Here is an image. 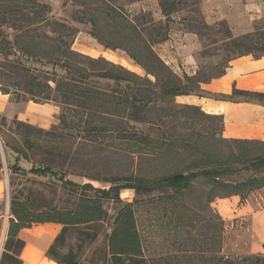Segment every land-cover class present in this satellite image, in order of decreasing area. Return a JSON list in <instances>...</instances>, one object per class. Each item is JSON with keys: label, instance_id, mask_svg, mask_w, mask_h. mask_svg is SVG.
I'll list each match as a JSON object with an SVG mask.
<instances>
[{"label": "trees", "instance_id": "trees-1", "mask_svg": "<svg viewBox=\"0 0 264 264\" xmlns=\"http://www.w3.org/2000/svg\"><path fill=\"white\" fill-rule=\"evenodd\" d=\"M75 1L81 9L75 20L90 24L91 35L106 49L125 51L143 68L145 76L103 57L92 58L73 50L79 29L54 18L48 2L0 0V93L9 96L11 103H54L60 109L57 123L48 130L16 122L27 129L22 154L31 168L22 167L17 156L9 170L12 175L51 178L54 183L49 192L54 197L58 190L67 195L65 205L55 203V199L48 201L43 192L32 187L12 196L0 264H23L26 243L20 233L45 224L62 227L47 251V257L57 264H83L86 250L101 238V246L87 260L89 264H193L147 258L135 206L139 198L156 193L162 200L180 203L197 181H204L210 188V204L234 196L244 202L264 189V143L227 140L223 137V117L176 101L177 97L195 95L264 105L263 93L235 89L226 96L201 89L202 84L225 75L234 59L264 55V18L255 22L252 33L235 37L225 21L208 25L201 1L196 0L193 5L198 18L186 19L189 24L181 23L180 30L199 37L202 57L218 43L233 56L216 74H208L199 66L194 75L180 76L154 47L167 41L172 28L170 17L178 12L177 2L181 0H159L164 22L146 14L132 20L115 5L117 0ZM103 22L110 24L111 36L116 39H108L100 31ZM183 118L209 120L213 126L206 134L197 133L195 141H185L181 139L186 125ZM210 139L228 148L229 155L212 158L206 154L201 142ZM36 150L43 156L41 160L30 157L29 152ZM125 161L131 163L135 173L115 174ZM159 162L166 164L164 169H157ZM66 167L89 182L79 184L68 179ZM244 172L247 177L240 179ZM93 181L109 187L98 188ZM125 190L135 193L133 203L122 202ZM108 201L119 204L113 218L105 209ZM208 256L210 259L205 260ZM207 257L202 253L199 264H264V255L231 259L217 251Z\"/></svg>", "mask_w": 264, "mask_h": 264}, {"label": "rangeland", "instance_id": "rangeland-1", "mask_svg": "<svg viewBox=\"0 0 264 264\" xmlns=\"http://www.w3.org/2000/svg\"><path fill=\"white\" fill-rule=\"evenodd\" d=\"M44 1L48 2L52 6L54 18L64 21L67 24L79 29V33L72 44L73 50L92 58L103 57L108 61L121 65L140 76H145L143 68L138 66L125 51L106 49L91 35L92 26L90 24L83 25L75 20L76 12L81 10L80 7L76 5L75 0ZM195 1L196 0H181V2H177L178 12L170 17L172 26L175 25L178 27L177 24L181 23L186 25L189 24V21L186 19L198 18V14L194 11L195 7L193 4H195ZM255 1L264 2V0ZM115 5L121 8L132 20H137V18L146 14L147 17L159 22L161 21L160 19L163 15L161 14L162 11L160 12V5L156 8V10H154L152 9V4L149 0H117ZM143 6H146L148 9L143 10ZM139 23L141 24V22ZM110 27L109 23L107 24L103 22V26L100 31L105 34L108 39H116L111 36ZM202 49L197 54L196 61L201 68H205L207 73L212 75L216 74L219 69L223 68L227 63V60L233 56L231 54H227L222 49L221 43L210 47L207 50L208 54L203 57L200 55ZM31 66L37 67V65L34 64ZM202 98L219 101L215 97ZM25 103L26 102H23L21 104ZM200 109L202 108L200 107ZM17 121L23 122L18 120L16 114L11 118L0 115V161L2 164V169L0 171V260L7 240V231L11 218V199L15 193L23 191L24 189L28 190L32 187L34 190L43 192L44 197L48 201L55 199V203H59L60 201V205H65L67 200V195L62 194L60 190H58L56 197L49 192L51 190L50 185L54 183L51 178H35L31 174L12 175L9 170V165L16 163L17 156H20V165L22 167L27 170L31 168V165L24 161V155L22 154V152L26 150L24 146L23 134L27 132V129L25 127L18 126L16 124ZM182 121L186 123L181 131V139L185 141H195L197 133L206 134L213 126L212 122L209 120L194 121L192 119H187L184 121L183 118ZM31 126L38 129L40 128L35 125ZM32 137L36 140L35 132H32ZM201 144L206 154L210 155L212 158L227 157L230 153L228 148L220 146L215 140H205L201 142ZM5 145L10 148L6 149ZM15 151H18L19 153H15ZM206 154L202 152V156ZM29 155L34 160H41L43 158L39 150L29 152ZM164 165L166 164L159 162L156 164V167L161 170L164 169ZM65 170L68 171V179L79 184L89 182V180L85 177L74 175L72 169L66 167ZM131 173H135V168L132 167L129 161L121 162L115 170V174L119 176L130 175ZM246 177L247 174L245 172L240 175V179H245ZM34 180H36V182H40V185H35V182H33ZM92 183L98 188L109 187V184L105 182L93 181ZM210 194L211 191L207 186V183L204 181H197L194 183L192 190L187 193L185 197L181 198L182 201H180V203H173L170 199L162 200L160 199L158 193L143 199L139 198L140 203L135 207L146 257L151 260L158 261H164L165 259L170 258L172 261H191L193 264H199L203 261L201 254L204 252L205 257H207L210 253L217 251H220L221 255L224 257L231 259H241L253 256L247 252L250 235L246 224L240 220L234 221L233 225L227 224L215 207V203L220 199H217L215 202L210 204ZM257 194L264 195V189L252 193L247 200ZM135 199L136 196L133 191H122V202L133 203ZM180 205H185L188 210L183 211ZM177 206H180V208ZM118 208L119 204L114 201H108L105 204V209L107 210L110 218L115 216ZM40 228L44 229L40 225H35L31 229L25 230L23 234L25 238L30 239L32 238L31 234L38 231ZM102 240L103 239L101 238L97 245L86 250L85 256L82 259L83 264H89L87 260L93 256L94 249L101 246ZM25 243H27V241H25ZM41 259L54 262L47 257V254L42 255ZM41 259L37 258V261ZM209 259L210 258L208 256L205 260Z\"/></svg>", "mask_w": 264, "mask_h": 264}, {"label": "crops", "instance_id": "crops-1", "mask_svg": "<svg viewBox=\"0 0 264 264\" xmlns=\"http://www.w3.org/2000/svg\"><path fill=\"white\" fill-rule=\"evenodd\" d=\"M147 1V0H146ZM152 9L159 7V0H149ZM200 7L208 25L225 21L233 35L240 37L254 30V24L264 18V2L255 0H200ZM143 6V10H147ZM162 10H160L161 12ZM162 14V12H161ZM161 21H165L162 15ZM172 26L166 42L154 47L158 56L180 76L194 75L199 64L197 54L202 49L199 37L194 33L183 32L180 24ZM139 66V65H138ZM142 68V67H141ZM201 89L212 95H232L240 90L264 94V55L239 57L230 62L225 75L202 84ZM181 105L201 107L210 114L223 117V137L227 140L256 141L264 143V105L257 102L217 101L196 96L177 97ZM59 107L54 103L25 104L11 103L9 96L0 93V115L11 118L16 114L19 121L48 129L56 124ZM218 213L227 224L240 220L249 232L247 252L250 255H264V195L257 194L244 202L240 197L220 199L215 203ZM44 229L32 233L27 239L24 231L20 238L27 241L22 253L23 264H57L42 260L62 227L56 224L40 225ZM230 226V225H229ZM37 258L41 260L37 261Z\"/></svg>", "mask_w": 264, "mask_h": 264}]
</instances>
